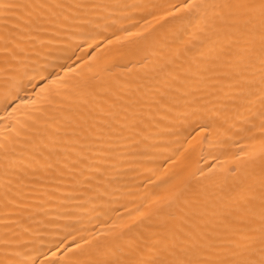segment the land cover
<instances>
[{"label": "bare ground", "instance_id": "6f19581e", "mask_svg": "<svg viewBox=\"0 0 264 264\" xmlns=\"http://www.w3.org/2000/svg\"><path fill=\"white\" fill-rule=\"evenodd\" d=\"M258 0H0V264H260Z\"/></svg>", "mask_w": 264, "mask_h": 264}, {"label": "snow or ice", "instance_id": "6c2138e0", "mask_svg": "<svg viewBox=\"0 0 264 264\" xmlns=\"http://www.w3.org/2000/svg\"><path fill=\"white\" fill-rule=\"evenodd\" d=\"M245 2L252 3L253 0H245ZM260 12L262 15H264V0H258ZM260 132L262 134V137H264V123L260 125ZM261 145L262 147L259 150V155L261 157H264V138H261ZM119 264V262H117ZM177 264H180V262H177ZM243 264H250L249 261H244ZM260 264H264V260L260 261Z\"/></svg>", "mask_w": 264, "mask_h": 264}]
</instances>
